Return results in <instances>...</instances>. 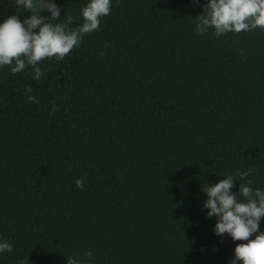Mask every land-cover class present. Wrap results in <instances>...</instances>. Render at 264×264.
I'll return each instance as SVG.
<instances>
[{
  "label": "trees",
  "instance_id": "16d2710c",
  "mask_svg": "<svg viewBox=\"0 0 264 264\" xmlns=\"http://www.w3.org/2000/svg\"><path fill=\"white\" fill-rule=\"evenodd\" d=\"M85 2L56 0L69 27ZM205 2L112 0L39 81L0 68V264H229L246 243L213 235L201 189L237 169L264 188V32L197 35Z\"/></svg>",
  "mask_w": 264,
  "mask_h": 264
},
{
  "label": "clouds",
  "instance_id": "9594fccd",
  "mask_svg": "<svg viewBox=\"0 0 264 264\" xmlns=\"http://www.w3.org/2000/svg\"><path fill=\"white\" fill-rule=\"evenodd\" d=\"M199 4L200 0H192ZM112 0H86L79 11L80 22L75 27L73 17H60L56 0H12L15 12H28L23 20L13 14L0 21V68L7 66L10 73L17 74L26 67L32 68V79L39 81L46 70L40 62L61 61L74 48H79L83 38L99 30L101 18L110 14ZM202 14L194 18L197 35L211 34L217 38L226 33L259 30L264 32V0H206L201 5ZM47 14V15H45ZM108 45H105V49ZM98 55L103 56L104 51ZM31 85H25L27 100L36 102ZM53 112L58 111L55 102ZM250 170L237 169L235 174H225L214 184H204L202 192L206 199L201 208L206 218H215L213 235H227L235 243L229 264H264V232L259 231L264 217V188L253 187L248 179ZM240 181L237 191H231L234 181ZM77 188L84 187V179L76 178ZM253 239H249L253 236ZM10 242L0 239V254L11 253ZM87 261L68 257L67 264H90ZM18 264H26L19 261Z\"/></svg>",
  "mask_w": 264,
  "mask_h": 264
}]
</instances>
